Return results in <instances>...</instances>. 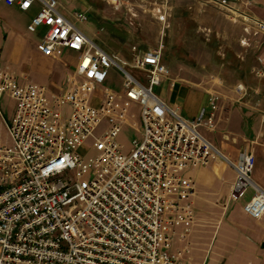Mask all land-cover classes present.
Masks as SVG:
<instances>
[{"label":"built area","instance_id":"obj_1","mask_svg":"<svg viewBox=\"0 0 264 264\" xmlns=\"http://www.w3.org/2000/svg\"><path fill=\"white\" fill-rule=\"evenodd\" d=\"M4 1L24 13L36 9L27 30L39 37L44 57L66 50L77 61L60 93L0 70V100L16 104L11 144H0V264H190L183 260L187 249H175V239L186 241L195 224V182L183 172L218 159L236 173L229 203L252 189L243 213L264 219L254 152L245 149L233 162L202 133L214 130L221 97L210 95L208 107L186 119L157 95L170 77L164 45L132 49L131 61H117L77 27L89 20L85 13L69 19L60 0ZM207 1L264 34V18L232 0ZM109 3L115 11L123 7L122 0ZM260 50L253 73L264 81V42ZM114 73L122 77L120 91L112 87ZM237 90L247 93L242 84ZM132 109L140 110L142 139L125 154L122 126L139 130ZM103 122L108 126L97 136ZM90 139L97 154L87 160Z\"/></svg>","mask_w":264,"mask_h":264},{"label":"rangeland","instance_id":"obj_2","mask_svg":"<svg viewBox=\"0 0 264 264\" xmlns=\"http://www.w3.org/2000/svg\"><path fill=\"white\" fill-rule=\"evenodd\" d=\"M123 1V10L118 14L123 13V17L128 18L127 25L131 33L123 48L124 57L122 58L129 62L131 48L134 46L146 50L164 45L165 61L176 57L179 60L176 62L183 69L181 75L171 74L172 80L195 90L207 91L209 95L218 94L221 97L220 103L223 101L225 104L220 106L217 117L221 114L222 118L227 120V112L232 110L236 115L235 121L244 124L247 128V135L258 132L261 139L264 138L262 124L264 81L258 79L253 73V69L257 66V56L261 51L260 46L264 41V34L260 30L242 18L222 11L228 23L225 32L203 31L197 37L188 38L182 45L167 47V27L178 25L176 17L170 14L169 8L172 0L168 4H165L164 0ZM233 1L236 2L237 9L243 11L242 1ZM262 12L264 15V4ZM161 15H165V21L160 20ZM9 19L15 28L16 35L11 38V41L8 38L5 43L3 38H7V34L3 32L2 36L0 35V70L7 71L22 80L26 78L31 83L45 86L51 92H60L57 89L61 87L67 88V78L74 72L73 69L69 71L72 63H67L66 69L69 72L66 75L62 65L36 56L33 53V45L38 41V36L27 31L26 18L10 16ZM76 25L88 34V21L76 22ZM115 59L119 61L116 57ZM113 81L112 87L120 91L122 77L114 73ZM239 84L246 87L245 95L237 90ZM2 104L5 108L4 118L8 120L12 116L15 102L6 96ZM65 112L68 113L69 108H66ZM132 113L136 115L134 122L138 124L139 130L131 124L122 126L118 140L125 154H130L134 140L142 139L140 110L132 109ZM1 123L0 121V141L11 144L7 130ZM218 125L217 119L213 131L205 129L203 131L218 132ZM107 126V123L103 122L97 136H100ZM221 137L226 143H233V145L237 143L233 141L229 133H222ZM263 147L261 142L253 144L247 141L240 146L238 158L245 149L252 150L257 157ZM220 151L223 153L222 150ZM83 153L86 154L87 160L97 154L92 139L86 143ZM223 155L233 162L238 160L224 153ZM210 165L229 168L225 161L219 159ZM220 188L222 197L219 201L215 200L214 204L200 201L198 208L194 205L195 224L186 241L175 239V249L184 250L186 248L187 253L183 260L190 264H264V245L262 241H256L254 237L255 232L264 229L257 225V220L233 214L234 209L237 210L238 206L246 204L251 199L252 192L249 191L246 198L239 203H229L226 184L222 182ZM182 232L183 229H179V234ZM254 241L257 242L256 246Z\"/></svg>","mask_w":264,"mask_h":264},{"label":"crops","instance_id":"obj_3","mask_svg":"<svg viewBox=\"0 0 264 264\" xmlns=\"http://www.w3.org/2000/svg\"><path fill=\"white\" fill-rule=\"evenodd\" d=\"M241 1L243 11L247 15L257 19L264 18V15L262 14V6L264 4V0ZM122 2L124 6V1L122 0ZM246 2H250L251 5L247 6ZM60 3L61 12L69 19H74L73 16L75 12L85 13L89 17V25L87 27L88 34L79 27L78 28L90 40L95 42L103 50L109 53L113 58L116 57L121 62H127L124 58H122L124 57L123 48L127 44V37L129 36L131 31L128 27L129 25H127L129 22L128 18L125 19L123 17L124 15H122L123 13L118 14L123 10V7L120 11H115L110 5L109 0H60ZM169 9L170 14L176 17V22L178 23V25H173L171 28L170 25H168L166 41L167 47H174V45H182L188 38L197 37L203 31H213V33H221L222 31L225 32L228 28V23L223 17V15L225 16V14L222 11L224 10L221 8L219 9L218 5L211 3L207 0H172L171 7ZM34 10L36 9H32L31 11L24 13L16 7L7 6L4 0H0V35L2 36L3 32L7 34V38H3L4 43L7 41L8 38L10 39L9 41H11V38H14V36L16 35L15 28L9 19L10 16H20L22 18H26L28 27L31 19L36 14V11ZM39 40L40 39L38 37V41L33 45V53L40 58H47L44 57L37 49ZM262 45L260 47H262ZM132 49H136L140 52H146L152 50L153 48L141 50L138 47L134 46L131 48V53ZM47 59L51 60V62L53 63H58L62 65L64 72L67 75L69 71H72V69L74 70L77 61V55L75 53L65 50L62 52L60 57L56 59ZM176 61H179L176 57L173 58V60H167V62L164 59L165 65L167 66L169 71H171L170 77L163 81L162 85L156 89V93L163 101H165L169 105L178 107L183 117H185L186 119H194L201 113L203 109H206L208 107L209 98L211 94L209 95L207 91L205 92L201 89H192L181 82L172 80L171 74L173 76H176L178 73L179 75H181V71L183 70ZM68 62L72 63V68L69 71H67L66 69V65ZM18 79L22 83L29 82L26 80V78L23 80L20 78ZM65 89V87H61L57 89V91L60 90V92H62ZM3 98L0 100V121L3 123V127H5L9 135L8 126L11 125L14 121L16 114V104L13 107L12 116L8 120H6L4 118L5 108L2 104ZM223 104L225 103L222 101V103H220V106L222 107ZM227 114V120L222 118L221 114L219 115V117H217L219 122L218 132L202 131L204 136L213 145H215L218 149L222 150L224 154H226L232 159L238 158L240 146H242L247 141L253 144L261 142L264 146V138L261 139V135H259L258 132H255L253 135L248 134V136L246 133L247 128L244 127V124H239L238 121H235L236 115L232 112V110L227 112ZM222 133H229L230 135H232L233 141H236L237 143L233 145V143H226L222 141ZM9 143H11V139ZM0 144L8 145V142L0 141ZM260 150L261 151L258 153L257 157L255 155L256 164L252 178L253 182L264 190V147ZM183 175L192 178L195 182L194 205L196 208L199 207V203L201 202L214 204V202L219 201L222 197V192L220 188V184L222 182H224L227 186V198L229 202L231 186L236 178V173L233 168L211 166L209 164L207 166H200L196 169L186 170L183 172ZM249 191L252 192L253 196L254 191L252 189ZM244 205L245 204L238 206L237 210L234 209L235 211H233V214L235 213L237 214V216L240 215L246 217L242 210ZM256 223L264 229V219L259 220ZM254 237L256 238V241H262V245H264V230H261L260 232H255ZM256 241H254L255 246L257 243Z\"/></svg>","mask_w":264,"mask_h":264}]
</instances>
